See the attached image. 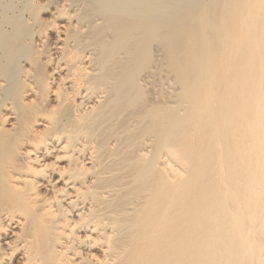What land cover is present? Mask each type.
<instances>
[{"label": "bare ground", "instance_id": "6f19581e", "mask_svg": "<svg viewBox=\"0 0 264 264\" xmlns=\"http://www.w3.org/2000/svg\"><path fill=\"white\" fill-rule=\"evenodd\" d=\"M0 264H264V0H0Z\"/></svg>", "mask_w": 264, "mask_h": 264}]
</instances>
